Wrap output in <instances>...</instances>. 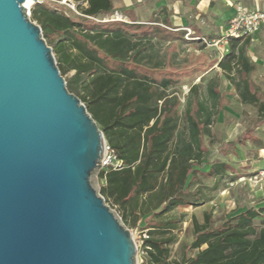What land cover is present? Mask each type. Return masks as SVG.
Wrapping results in <instances>:
<instances>
[{
    "label": "trees",
    "instance_id": "1",
    "mask_svg": "<svg viewBox=\"0 0 264 264\" xmlns=\"http://www.w3.org/2000/svg\"><path fill=\"white\" fill-rule=\"evenodd\" d=\"M61 1V0H56ZM79 16L62 6L36 5L32 20L52 48L61 75L73 71L68 91L84 104L102 131L106 144L121 163L98 174L99 193L131 229L142 223L144 264H264V206H250L215 224L212 213L203 212L200 223L191 216L193 239L181 259L170 258L176 243L177 222L168 215L182 206L196 207L211 200L204 181L217 183L229 177L223 162L208 163L203 138L210 136L222 95L213 82L191 85L183 111L175 92L177 80L157 77L165 66L161 43L173 33L166 19L135 23L133 11L143 2L115 8L112 0H71ZM148 1V0H145ZM119 14L129 22L97 21ZM229 39V52L217 63L243 105L252 106L257 118L238 138L225 143L235 150L264 121V93L251 76L255 66L247 56L250 40ZM238 49V56L235 49ZM242 75L239 81L234 75ZM209 164V168L204 167ZM213 190V188L211 189ZM263 218L257 228L255 220Z\"/></svg>",
    "mask_w": 264,
    "mask_h": 264
},
{
    "label": "water",
    "instance_id": "2",
    "mask_svg": "<svg viewBox=\"0 0 264 264\" xmlns=\"http://www.w3.org/2000/svg\"><path fill=\"white\" fill-rule=\"evenodd\" d=\"M26 1L0 0V264H137L97 187L104 135Z\"/></svg>",
    "mask_w": 264,
    "mask_h": 264
},
{
    "label": "rangeland",
    "instance_id": "3",
    "mask_svg": "<svg viewBox=\"0 0 264 264\" xmlns=\"http://www.w3.org/2000/svg\"><path fill=\"white\" fill-rule=\"evenodd\" d=\"M115 8H120L124 3H129L130 0H112ZM188 3L196 2L197 0H184ZM43 3L51 7L62 6L66 13L70 16H79L76 10V4L69 0H37L33 1L32 5L27 9L28 18L32 20V12L36 5ZM159 3L169 4L172 9V15L178 17L175 22V27L184 31L183 40L168 38L161 43L160 53L165 60V66L154 72L157 77H167L172 80H177L176 86H173L169 92H175L181 99L180 112L183 111L186 103V98L191 85L200 84L199 94L206 98V85L208 82H213L217 91L222 95V101L218 106V115L211 127L210 136L203 138V145L207 150L208 163L223 162L231 167L229 177L235 176L234 181L224 179L221 183V188L226 190L224 194L220 191L211 192L208 196H213L212 202L204 206H185L179 207L168 215V218L174 219L177 222V228L173 231L176 237V243L170 246V258L172 260L181 259L183 253L192 256L194 251H188V245L193 239L191 216H195L197 220L202 222L203 212L212 213L214 223H219L223 217L231 216L232 214L242 211L247 207L264 205V179L259 180L257 185L250 184L246 181L254 172L252 162L260 159L253 158L256 151L264 145V125L257 129L254 134L263 141L257 142L247 140L245 147L239 146L231 151V148H226L225 143L231 142L238 138L248 127H250L256 117V111L249 105H243L234 92V89L229 85L225 77L217 70L215 62L221 56L220 49L213 44L221 35V28L229 19L233 6L236 0H206L200 9L206 13L205 21L192 20L193 11L189 7H182L178 10L180 2L177 0H151L144 6L133 11L135 23L148 24L153 19H161V13H157ZM197 7V6H196ZM197 9V8H195ZM175 10V11H174ZM116 21L121 20L129 22L119 14H114L109 19H97V21ZM159 27L164 28V25L159 21ZM195 24L200 35L192 36V29L189 35L185 29L188 26ZM177 33V32H175ZM197 34H195L196 36ZM192 36V37H191ZM252 60L257 65V73L251 78L253 82L264 91V35H259L258 38L249 46ZM56 58V57H55ZM74 74L73 71L63 75L66 83ZM234 79L239 81L242 75L233 74ZM253 134V136H255ZM260 151V150H259ZM209 165V164H208ZM208 165L204 167L207 170ZM208 188L213 185L212 180L203 182ZM232 183V184H231ZM99 190V183L97 184ZM222 190V189H221ZM260 194H257V192ZM115 211V209H113ZM116 212V211H115ZM263 218L255 220L257 228L261 227ZM142 223L137 227L129 229L132 238L137 246V264H144L145 253L142 250V235L146 230L141 229Z\"/></svg>",
    "mask_w": 264,
    "mask_h": 264
},
{
    "label": "crops",
    "instance_id": "4",
    "mask_svg": "<svg viewBox=\"0 0 264 264\" xmlns=\"http://www.w3.org/2000/svg\"><path fill=\"white\" fill-rule=\"evenodd\" d=\"M149 1H151V0H148V1H145V0H130L129 1V3H124V5H121V7H123V6H130V5H134V4H136V3H139V2H143V4L141 5V6H139V7H137L136 9H138V8H140V7H142V6H144L145 4H147ZM177 1H179L180 2V7L179 8H177L178 10H182V7L184 8V7H189L190 8V10L191 11H193V14H192V20H196V21H201V20H203V21H205L206 19H207V15H206V13L205 12H203L201 9H200V6H202V5H204V3L206 2V0H197L196 2H191V3H188V2H186V1H184V0H177ZM237 1H241L246 7H248L250 10H252V11H264V0H236V2ZM113 2V1H112ZM125 2H127L126 0H125ZM114 4V3H113ZM197 6V7H196ZM114 7H115V5H114ZM120 7V8H121ZM195 8H197V9H195ZM117 9V8H116ZM135 9V10H136ZM157 13H161V15L163 16L161 19H153V21H157V22H161L162 23V21L164 20V19H166L167 20V22H169V26H170V30L171 31H173V33H175V32H177V33H179V32H183V35L184 34H186L184 31H182V30H179L177 27H175V22H176V20L178 19V17L176 16V12H175V15H172V9H171V6L169 5V4H163V3H159V5H158V8H157ZM175 11V10H174ZM233 14H234V6H233V9H232V11H231V14H230V17H229V19H227L226 21H225V23H224V26L221 28V34H222V32L225 30V28H226V26H227V24H228V21L231 19V17L233 16ZM159 24V23H158ZM196 25L193 23L192 25H190V26H188V28L187 29H189L190 30V32H191V29H192V36H194V37H198L199 35H200V33H199V31H198V28L197 27H195ZM176 33V34H177ZM195 34H197L196 36H195ZM264 35V27H262L261 28V30L253 37V38H251V39H249L250 40V43H249V46H250V44L252 43V42H254L257 38H258V36L259 35ZM191 36V37H192ZM221 36V35H220ZM219 36V37H220ZM218 37V38H219ZM244 41V40H243ZM243 41H241L240 42V45L242 44V42ZM249 46H248V48H247V56L249 57V59L251 60V62L253 63V65L255 66V71H254V73H253V75L251 76V78L257 73V65L255 64V62L252 60V58H251V54H250V50H249ZM238 49L236 48L235 49V55L236 56H238ZM221 59V56L219 57V59L217 60V61H219ZM215 66H216V68H217V70H219L220 72H221V74L224 76V74L222 73V71L218 68V66H217V63L215 64ZM225 77V76H224ZM226 79V78H225ZM227 80V79H226ZM227 82L229 83V85L232 87V85L230 84V82L227 80ZM254 84H255V82H254ZM256 85V84H255ZM206 88V87H205ZM232 89H234L233 87H232ZM235 92V91H234ZM263 93H264V91H262ZM236 94V93H235ZM237 96V95H236ZM237 99H238V97H237ZM250 106V105H249ZM252 107V106H251ZM253 108V107H252ZM256 111V110H255ZM257 118V112H256V117H255V119ZM255 119H254V121H255ZM253 121V122H254ZM264 125V121L262 122V124L257 128V129H259L260 127H262ZM256 129V130H257ZM255 130V131H256ZM254 131V132H255ZM254 132H253V134H254ZM255 135V134H254ZM254 137V139H252L253 141H257V142H261V143H263V141L262 140H260L256 135L255 136H253ZM246 144H247V142L245 143V144H243V145H237V147H236V149L239 147V146H242V147H245L246 146ZM260 150V151H259ZM259 150L258 151H256V154H254L253 155V158H257V159H260V160H258V161H255V162H252V165L254 166V168L255 169H253L254 170V172L255 171H257V170H260V169H264V145H262L260 148H259ZM255 158V159H256ZM228 165V164H227ZM229 166V165H228ZM230 167V166H229ZM208 168H209V165H208ZM207 168V169H208ZM228 173H231V167H230V171L228 172ZM208 180H212L213 181V185H212V187L211 188H209V190L205 193L206 194V196H208L207 194H211V192H215V191H220L222 194H224L225 192H226V190H223V187L221 188V183L223 182V180L222 181H220L219 183H217V187L214 189V184H215V180L214 179H208ZM206 181V180H205ZM213 188V190H211ZM222 189V190H221ZM257 194H260V192L258 191L257 192ZM208 197H210L211 198V200L209 201V202H207V203H205V204H201L200 206H204V205H207V204H209L210 202H212V200H213V196H211V195H209ZM262 206H264V205H262ZM182 207H185V206H182ZM258 207H261V206H258ZM258 207H256V208H258ZM179 208V207H178ZM206 212H208V211H206Z\"/></svg>",
    "mask_w": 264,
    "mask_h": 264
},
{
    "label": "built area",
    "instance_id": "5",
    "mask_svg": "<svg viewBox=\"0 0 264 264\" xmlns=\"http://www.w3.org/2000/svg\"><path fill=\"white\" fill-rule=\"evenodd\" d=\"M71 1V0H69ZM264 27V11H252L246 7L241 1H237L234 5V14L228 21L225 30L221 36L213 41V44L220 49L221 57L229 52V39L238 38L241 40L253 38ZM187 35L190 30L185 29ZM121 163L115 159L114 154L107 144L104 148V154L101 161V169L107 167L117 168ZM264 179V169L246 178L250 184L257 185L259 180ZM232 184V183H231ZM142 243L148 238L146 232L142 235ZM142 246V245H141Z\"/></svg>",
    "mask_w": 264,
    "mask_h": 264
},
{
    "label": "bare ground",
    "instance_id": "6",
    "mask_svg": "<svg viewBox=\"0 0 264 264\" xmlns=\"http://www.w3.org/2000/svg\"><path fill=\"white\" fill-rule=\"evenodd\" d=\"M32 3H33V0H27L25 2V7L28 9L32 5Z\"/></svg>",
    "mask_w": 264,
    "mask_h": 264
}]
</instances>
